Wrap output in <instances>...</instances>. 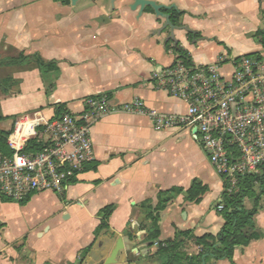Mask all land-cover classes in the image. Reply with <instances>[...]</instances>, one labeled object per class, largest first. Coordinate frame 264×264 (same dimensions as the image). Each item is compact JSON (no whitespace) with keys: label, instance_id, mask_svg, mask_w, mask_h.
<instances>
[{"label":"crops","instance_id":"crops-1","mask_svg":"<svg viewBox=\"0 0 264 264\" xmlns=\"http://www.w3.org/2000/svg\"><path fill=\"white\" fill-rule=\"evenodd\" d=\"M159 1L183 13L168 21L150 6L130 8L132 0H0V58L36 54L56 65L46 72L34 61L0 66V79L15 81L0 93V129L24 146L51 119L80 114L85 100L100 94L114 105L138 98L150 110L185 114L187 103L154 78L180 57L177 49L197 66L223 58L225 71L239 56L264 58L255 36L264 31V0ZM91 139L94 160L62 194L38 191L21 201L0 195V213L21 214L8 227L0 218V264H163L160 243L178 232L191 231L182 238L189 254L201 250L196 237L221 232L225 182L193 129H158L146 114L117 110L92 125ZM194 181L208 187L200 202L188 200ZM162 192L172 199L153 237L148 211ZM109 205L107 227L96 235ZM255 221L261 237L236 248L235 264H264V199ZM202 264L231 262L211 257Z\"/></svg>","mask_w":264,"mask_h":264},{"label":"built area","instance_id":"built-area-1","mask_svg":"<svg viewBox=\"0 0 264 264\" xmlns=\"http://www.w3.org/2000/svg\"><path fill=\"white\" fill-rule=\"evenodd\" d=\"M223 63L221 58L214 65L197 66L178 57L154 72L161 88L187 103L185 114L150 110L138 98L114 105L107 94H100L88 97L80 114L66 112L40 128L39 151H24L26 144L15 145L9 136L13 153H0V195L21 201L38 191L62 194L94 160L92 125L117 110L146 114L158 129L197 128L196 137L222 176L225 191L238 192L240 177L264 166V58L239 56L226 71Z\"/></svg>","mask_w":264,"mask_h":264},{"label":"trees","instance_id":"trees-1","mask_svg":"<svg viewBox=\"0 0 264 264\" xmlns=\"http://www.w3.org/2000/svg\"><path fill=\"white\" fill-rule=\"evenodd\" d=\"M68 2L69 0H62ZM258 41L264 48V31L258 30L255 34ZM179 56L187 62L191 59L185 50L177 49ZM250 55H257L252 53ZM261 57L260 55H257ZM37 62L40 68L46 72L56 67L54 62L45 61L38 55L19 54L15 57L0 58V66L4 65H19L29 62ZM12 79H0V93H8V89L14 84ZM57 114L62 113V109H58ZM2 118L0 117V120ZM10 131L0 129V153L11 155L13 149L7 142ZM43 147L39 137L30 139L24 148V151L36 152ZM208 191V187L200 182L194 181L193 185L188 189V200L192 202H200L204 194ZM172 196L175 191L170 192ZM160 194L159 204L154 211L149 210L148 215L152 218L153 237H157L159 231L157 224L160 218V210L164 209L166 204L172 199L171 197L162 198ZM5 198V197H4ZM252 199V206L247 208L244 204L246 199ZM264 199V166L258 173L245 175L240 177L239 191L236 193H223L224 208L220 213L224 219V225L218 235L205 234L196 237V243L201 250L198 254H189L182 250L183 237L190 235L191 231H180L175 238L166 243H160L157 251L163 264H202L207 262L209 258L228 259L231 264L234 263V253L237 247L248 246L253 240L261 237L260 228L257 226L255 216L262 208ZM113 211V206L109 205L102 209L101 224L96 230V235L105 227H107V219Z\"/></svg>","mask_w":264,"mask_h":264},{"label":"water","instance_id":"water-1","mask_svg":"<svg viewBox=\"0 0 264 264\" xmlns=\"http://www.w3.org/2000/svg\"><path fill=\"white\" fill-rule=\"evenodd\" d=\"M78 0H71V3L75 5ZM150 6L153 8L154 13L157 17H162L168 21H170V15L165 14L162 9H171L175 7V4L166 5L162 3H158L155 0H132V4L130 5V8L137 10L139 9V13H142L144 9ZM194 132L197 131V128L193 129Z\"/></svg>","mask_w":264,"mask_h":264},{"label":"rangeland","instance_id":"rangeland-1","mask_svg":"<svg viewBox=\"0 0 264 264\" xmlns=\"http://www.w3.org/2000/svg\"><path fill=\"white\" fill-rule=\"evenodd\" d=\"M246 205L249 206V205H252V199H248V201L246 202ZM25 216L23 217L24 221H26V217H27V214L25 213L24 214ZM21 216V214L18 212H13L11 213L10 211H8V208L7 209H4L2 210V213H0V218L6 223V226L8 227V223H10L11 226H13L15 224V219L16 218H19Z\"/></svg>","mask_w":264,"mask_h":264},{"label":"flooded vegetation","instance_id":"flooded-vegetation-1","mask_svg":"<svg viewBox=\"0 0 264 264\" xmlns=\"http://www.w3.org/2000/svg\"><path fill=\"white\" fill-rule=\"evenodd\" d=\"M155 1L158 2V3L166 4V5H171L172 4V3H165V2L159 1V0H155ZM150 8L153 10L152 7H150ZM162 11L165 14L170 15V17H177V16H180L183 13L182 11L178 10L176 5H175V7L171 8V9H162ZM153 12H154V10H153Z\"/></svg>","mask_w":264,"mask_h":264}]
</instances>
